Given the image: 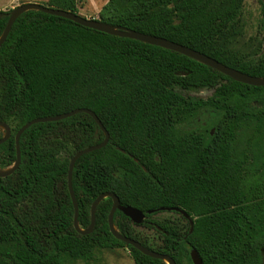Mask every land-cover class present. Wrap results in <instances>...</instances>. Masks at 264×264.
Masks as SVG:
<instances>
[{"label":"trees","instance_id":"16d2710c","mask_svg":"<svg viewBox=\"0 0 264 264\" xmlns=\"http://www.w3.org/2000/svg\"><path fill=\"white\" fill-rule=\"evenodd\" d=\"M45 6L78 13V0ZM245 0H109L96 19L155 35L264 78V58L245 61L231 47L243 30ZM9 17L0 19V38ZM214 88L207 98L184 90ZM78 108L100 118L110 138L77 159L72 183L79 225L102 193L145 213L178 207L194 220L184 232L165 223L149 246L121 210L119 232L143 246L192 264H264V86L237 81L186 55L119 37L30 9L0 46V122L12 129L0 144V171L17 160L15 136L27 122ZM5 133L0 130V139ZM105 134L85 112L36 123L20 138L21 164L0 176V264H65L97 249L127 247L136 264H165L117 239L111 197L96 209L89 234L74 226L69 165ZM72 147L73 151L64 155ZM160 212V211H157Z\"/></svg>","mask_w":264,"mask_h":264},{"label":"water","instance_id":"95a60500","mask_svg":"<svg viewBox=\"0 0 264 264\" xmlns=\"http://www.w3.org/2000/svg\"><path fill=\"white\" fill-rule=\"evenodd\" d=\"M30 9L39 10V11H43V12L51 14V15L64 17V18L72 20V21H74L80 25H83L85 27L95 29L98 31H102V32H106V33H109V34H112L115 36L131 38V39L139 40V41L149 43L152 45L161 46V47H164L166 49H170L172 51H176L178 53L186 55V56L193 58L197 61H200V62L210 66L211 68H213V69H215V70H217V71H219V72H221V73H223V74H225V75H227V76H229V77H231L237 81H240L242 83L252 85V86H258V87L264 86V78L252 76V75L244 73L240 70L232 68V67L225 65L222 62L200 52V51H197L193 48L182 45L180 43L171 41L169 39L161 38V37H158L155 35L139 32L136 30H131V29H128L125 27L111 26V25L105 24L103 22H100L96 19L86 18V17H84L78 13H75L73 11H70V10H64V9H60V8L45 6V5L39 4V3H27V4H24V5H21L17 8H15L11 11H0V19L3 17H9L6 29L0 38V46L4 43V41L8 37L16 19L23 12L30 10ZM79 112H85V113H88L89 115H91L95 119V121L97 122L99 127L103 130L106 137H105L103 142L78 151L70 161L69 173H68V187H69L70 196H71V199H72V202L74 205V211H75L74 226H75L76 230L82 234L91 233L94 230V227L96 224L97 206L99 205V203L104 198L111 197L113 199V205H112L111 211L109 213L108 221H109L110 230L113 233V235L117 239L124 241L125 243L132 245L133 247L137 248L138 250H140L145 255H148V256L154 257V258H158V259H162V260L168 259L169 264H176L175 260L172 257H170L169 255L157 252V251L152 250V249H149V248L143 246L136 239H133L129 236L123 235L119 232V230L116 228V226L114 224V215H115V212L117 209L121 210L135 224H141L143 222V220L145 218V213L142 210H140L134 206L122 205L119 197L113 192L102 193L95 199V201L93 202V204L91 206V222H90L89 227L87 229H83L80 227L79 221H78V219H79V203H78V200H77L74 188H73V183H72L74 165H75L77 159L80 158L82 155L105 147L107 145V143L109 142V138H110L109 132L107 131L106 127L104 126V124L102 123L100 118L97 116V114L94 111H92L88 108H78V109L72 110L70 112L62 113V114H59L56 116H51V117L35 118V119L27 122L25 125H23L19 129V131L17 132V134L15 136L17 160H16L15 164L13 166H11L10 168H8L4 171H0V176H2V177L8 176V175L12 174L20 166V164H21L20 138L26 129H28L30 126H32L33 124H36V123L62 120V119L71 117V116H73ZM0 126H4L6 128V133H5L4 137L2 139H0V144H1L11 137L12 131H11V128L9 127V125H7L6 123L0 122ZM157 211H178V212H180L189 220V222L191 224L190 233L193 231L194 220L185 210L178 208V207H161L158 209L151 210L152 213L157 212ZM190 256H191V259H192L194 264H204L199 252L195 248L191 249Z\"/></svg>","mask_w":264,"mask_h":264},{"label":"rangeland","instance_id":"374dc122","mask_svg":"<svg viewBox=\"0 0 264 264\" xmlns=\"http://www.w3.org/2000/svg\"><path fill=\"white\" fill-rule=\"evenodd\" d=\"M109 0H78V12L89 19H98L103 6ZM27 3H39L46 5L48 0H0V11H11ZM232 49L240 54L245 61L258 62L264 58V0H245V13L243 30L235 38ZM185 95L207 98L214 92V88H201L197 90L181 91ZM10 127V126H9ZM11 128V127H10ZM15 128L13 124L12 129ZM0 130L6 133V128L0 126ZM73 151L70 147L64 155ZM149 224L141 223L134 226L135 234L149 246L159 244L160 233L155 229L156 223H165L182 232L187 230L186 221L175 211L156 212L147 219ZM165 263L168 264L164 260ZM65 264H136L130 250L127 247L97 249L90 259L67 260Z\"/></svg>","mask_w":264,"mask_h":264},{"label":"flooded vegetation","instance_id":"af4514ba","mask_svg":"<svg viewBox=\"0 0 264 264\" xmlns=\"http://www.w3.org/2000/svg\"><path fill=\"white\" fill-rule=\"evenodd\" d=\"M176 213H178L179 215H183V214H181L180 212H178V211H175ZM184 216V215H183ZM146 217V216H145ZM185 217V216H184ZM186 218V217H185ZM187 219V218H186ZM144 220H145V218H144ZM144 220H143V222H144ZM156 226V225H155ZM160 231H164L162 228H160V226H156ZM160 239V238H159ZM159 242L160 243H162V241L161 240H159ZM192 249V248H191ZM191 251V250H190ZM192 260V259H191ZM264 262V261H263ZM203 263L205 264V262L203 261ZM165 264H167V263H165ZM169 264V263H168ZM176 264H191L189 261H187V260H185V261H183L182 263H176ZM192 264H194L193 263V261H192Z\"/></svg>","mask_w":264,"mask_h":264},{"label":"bare ground","instance_id":"6f19581e","mask_svg":"<svg viewBox=\"0 0 264 264\" xmlns=\"http://www.w3.org/2000/svg\"><path fill=\"white\" fill-rule=\"evenodd\" d=\"M165 261L169 263L168 259H165Z\"/></svg>","mask_w":264,"mask_h":264}]
</instances>
